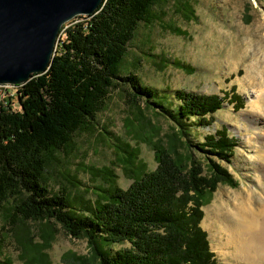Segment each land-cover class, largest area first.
<instances>
[{"label":"trees","instance_id":"1","mask_svg":"<svg viewBox=\"0 0 264 264\" xmlns=\"http://www.w3.org/2000/svg\"><path fill=\"white\" fill-rule=\"evenodd\" d=\"M163 1L104 0L94 15L75 17L61 29L64 39L48 70L17 87L16 106L0 101V251L2 230L10 226L23 264H44L57 225L86 241L95 264H214L200 227L202 208L218 184L229 185L231 177L209 156L230 163L234 142L224 126L202 136L196 148L191 140L199 138L194 125H209L222 101L176 91L174 105L136 75L121 73L139 28L158 20L154 10ZM119 88L127 93L132 116L126 121L128 137L139 140L146 110L171 125L169 145L144 136L157 163L146 172L137 167V149L112 136L115 164L131 185L118 186L114 164L83 166L94 183L84 190L76 173L61 172V158L73 153L77 135L93 130L98 112ZM138 100L146 106L141 108ZM192 147L203 153L204 168ZM55 172L68 187L49 189ZM31 223L39 225L38 243ZM0 264L12 262L3 258Z\"/></svg>","mask_w":264,"mask_h":264},{"label":"rangeland","instance_id":"2","mask_svg":"<svg viewBox=\"0 0 264 264\" xmlns=\"http://www.w3.org/2000/svg\"><path fill=\"white\" fill-rule=\"evenodd\" d=\"M154 13L158 20L139 28L124 58L121 73L123 76L129 73L136 75L142 85L167 96L174 105H178L174 99L176 91L214 96L222 101L221 109L213 114L209 125H194L199 138L191 140V143L196 148L197 144L203 143L202 136L214 134L223 126L234 142L230 163L209 156L215 158L217 169L229 174L231 182L229 185L218 184L210 201L202 208L200 227L207 235L214 264H237L228 255H220L216 242L206 230L205 218L207 211L215 214L212 209L219 203L231 206L235 195L248 188L255 190L258 196H264V173L254 157L257 152L255 147L264 145V119H256L248 105L258 94L263 103L264 88L249 85L245 79L246 67L251 65L253 76L260 79L261 74L264 82V0H165L155 8ZM63 39L61 34L59 46ZM17 87H0V101L15 107ZM127 100V93L120 88L111 93L106 105L97 114L93 130L77 135L73 153L61 158V172L76 173L75 177L83 184L84 190L94 183L82 170L83 166L101 168L114 164L118 186L127 189L131 185L132 179L115 164L118 157L109 141L112 136L137 149L138 169L152 172L157 167L155 153L143 138L151 135L154 140L162 138L166 143L171 125L164 118L144 110L145 120H142L138 126L140 131L136 133L139 140H132L128 137L129 128L126 129V121L132 118ZM137 105L144 108L146 103L138 100ZM180 146L176 141L174 150L179 154L182 152ZM192 148L204 168L203 153ZM62 186L68 187L55 172L49 180V189L59 191ZM30 228L33 241L40 242L39 225L31 223ZM54 228L50 246L44 251V264H95L85 240L73 239L57 225ZM11 231L10 226L2 230L5 238L0 260L10 258L12 264H23L21 250L15 244ZM225 252L228 253L227 250Z\"/></svg>","mask_w":264,"mask_h":264},{"label":"water","instance_id":"3","mask_svg":"<svg viewBox=\"0 0 264 264\" xmlns=\"http://www.w3.org/2000/svg\"><path fill=\"white\" fill-rule=\"evenodd\" d=\"M104 0H0V85L21 86L44 74L61 29L92 16Z\"/></svg>","mask_w":264,"mask_h":264},{"label":"bare ground","instance_id":"4","mask_svg":"<svg viewBox=\"0 0 264 264\" xmlns=\"http://www.w3.org/2000/svg\"><path fill=\"white\" fill-rule=\"evenodd\" d=\"M246 70L247 84H256L259 89L263 90L262 75L260 74V79L255 78L256 75L253 76L251 65H248ZM258 95L257 98L251 99L248 105L256 119L263 120L264 101L260 102L262 100H260V94ZM255 149L257 150L254 155L255 161L264 173V145L255 147ZM212 210L215 214L207 211L206 230L216 242L220 255H228L237 264H264V196H258L255 190L248 188L247 191L235 195L231 206L219 203Z\"/></svg>","mask_w":264,"mask_h":264},{"label":"built area","instance_id":"5","mask_svg":"<svg viewBox=\"0 0 264 264\" xmlns=\"http://www.w3.org/2000/svg\"><path fill=\"white\" fill-rule=\"evenodd\" d=\"M62 32H60L59 37L61 36ZM0 87H7V85H0Z\"/></svg>","mask_w":264,"mask_h":264}]
</instances>
